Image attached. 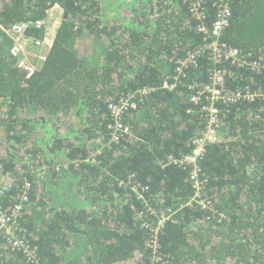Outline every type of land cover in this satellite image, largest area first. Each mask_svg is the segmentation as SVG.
Here are the masks:
<instances>
[{
    "label": "trees",
    "instance_id": "16d2710c",
    "mask_svg": "<svg viewBox=\"0 0 264 264\" xmlns=\"http://www.w3.org/2000/svg\"><path fill=\"white\" fill-rule=\"evenodd\" d=\"M193 1L133 0L104 22L102 0H0V164L11 174L0 204H22L25 243L14 249L0 232V264H264V98L218 104V141L198 160L206 207L192 202V167L170 162L193 152L207 122L187 94L189 83H209L205 55L163 88L177 60L205 43ZM203 2L211 25L217 0ZM56 5L63 17L47 61L26 79L4 29ZM230 6L221 40L263 68L219 64L233 74L224 89L263 93L264 0ZM128 94L130 132L114 141L108 107Z\"/></svg>",
    "mask_w": 264,
    "mask_h": 264
},
{
    "label": "built area",
    "instance_id": "2783aa9c",
    "mask_svg": "<svg viewBox=\"0 0 264 264\" xmlns=\"http://www.w3.org/2000/svg\"><path fill=\"white\" fill-rule=\"evenodd\" d=\"M56 8L63 11L60 6L56 5L48 11V16L44 19L35 22H20L13 24L8 29H4L11 43L8 48L9 58H12L11 60H13L15 67L25 74L26 79L33 77L47 61L55 39H51V34L48 33V19L53 16ZM190 11L197 20H200L197 30L204 35L205 43L202 47L188 52L185 57L177 60L174 73L166 79L163 88L174 90L177 83L186 78L189 69L198 67L202 55H205L211 61L209 83L203 84L194 81L187 86L190 102L197 106H203L202 111L207 116L206 127L195 138L191 154L183 156L181 159L170 158L171 163L176 165L186 164L190 168L192 167L190 178L196 191L192 202L196 201L202 207H206L207 204L201 199L200 195L204 182L199 178L200 167L198 160L204 155L206 146L215 144L218 141V127L221 115L218 104L229 106L239 101H254L260 97L264 98V90L263 93L253 91L250 88L226 91L224 87L233 74L226 69H222L219 64L227 61L238 66V68L249 67L256 72L261 71L263 66L261 62L255 60L251 55L244 54L240 49L230 46L221 40L224 32L230 26L233 16L230 0H217L215 19L211 25H207L204 22L206 14L203 0L191 2ZM31 29H43L45 32L44 37L36 38L28 35ZM135 99V94H128L109 105L108 108L112 117L110 129L114 141H117L121 134H129L130 129L124 124V116L126 117L130 110L136 109ZM2 168L3 166L0 164V176L7 179V183H5L6 185L0 183V203L11 189V184H9L11 174L3 172ZM24 192L17 197L18 200L27 201L29 199L27 195L28 191L25 190ZM21 213V203L18 204L17 202L7 209H4L0 204V232L8 239L14 249L18 248L19 250L23 249L25 245L24 241L16 233V225ZM170 216L172 214H169L167 217L163 215L159 221V225L163 226L165 220L169 219Z\"/></svg>",
    "mask_w": 264,
    "mask_h": 264
},
{
    "label": "rangeland",
    "instance_id": "374dc122",
    "mask_svg": "<svg viewBox=\"0 0 264 264\" xmlns=\"http://www.w3.org/2000/svg\"><path fill=\"white\" fill-rule=\"evenodd\" d=\"M133 0H102V20L104 22L108 21L112 18H119L120 16H126L124 15L122 11V7L119 6L124 3L127 7L132 5ZM118 2V5L114 6V4ZM63 11L61 9L56 8L53 12V16L48 19L49 20V27H48V33L51 34V39H54L57 33V30L60 26V22L62 20ZM128 20H126L127 22Z\"/></svg>",
    "mask_w": 264,
    "mask_h": 264
}]
</instances>
